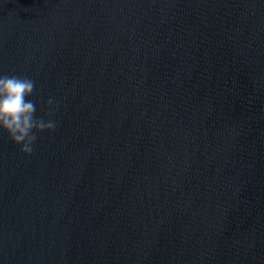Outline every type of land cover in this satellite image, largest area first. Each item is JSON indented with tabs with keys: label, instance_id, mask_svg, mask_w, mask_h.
<instances>
[{
	"label": "water",
	"instance_id": "95a60500",
	"mask_svg": "<svg viewBox=\"0 0 264 264\" xmlns=\"http://www.w3.org/2000/svg\"><path fill=\"white\" fill-rule=\"evenodd\" d=\"M0 74V264H264V0H0Z\"/></svg>",
	"mask_w": 264,
	"mask_h": 264
},
{
	"label": "clouds",
	"instance_id": "9594fccd",
	"mask_svg": "<svg viewBox=\"0 0 264 264\" xmlns=\"http://www.w3.org/2000/svg\"><path fill=\"white\" fill-rule=\"evenodd\" d=\"M35 91V81L28 77L0 74V130L20 146L23 155H31L38 135L43 132H54L57 122L55 101L49 98L46 117L36 116V103L27 99Z\"/></svg>",
	"mask_w": 264,
	"mask_h": 264
}]
</instances>
